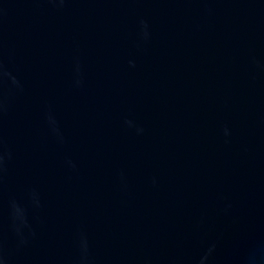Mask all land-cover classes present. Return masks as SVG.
Listing matches in <instances>:
<instances>
[{"label":"water","instance_id":"95a60500","mask_svg":"<svg viewBox=\"0 0 264 264\" xmlns=\"http://www.w3.org/2000/svg\"><path fill=\"white\" fill-rule=\"evenodd\" d=\"M0 264H264V0H0Z\"/></svg>","mask_w":264,"mask_h":264}]
</instances>
